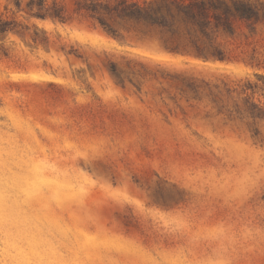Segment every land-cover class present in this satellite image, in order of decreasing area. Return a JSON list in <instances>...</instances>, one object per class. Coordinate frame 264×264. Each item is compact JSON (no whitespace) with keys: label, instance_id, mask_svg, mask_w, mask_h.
<instances>
[{"label":"rangeland","instance_id":"374dc122","mask_svg":"<svg viewBox=\"0 0 264 264\" xmlns=\"http://www.w3.org/2000/svg\"><path fill=\"white\" fill-rule=\"evenodd\" d=\"M248 1L258 16L217 36L237 60L203 62L0 0L51 39H0V264H264V0Z\"/></svg>","mask_w":264,"mask_h":264},{"label":"trees","instance_id":"16d2710c","mask_svg":"<svg viewBox=\"0 0 264 264\" xmlns=\"http://www.w3.org/2000/svg\"><path fill=\"white\" fill-rule=\"evenodd\" d=\"M70 9L65 0H9L16 12L28 17L50 19L53 22H71L73 14L90 19L107 34L128 43L129 36L155 39L159 47L172 55L192 57L203 62H232V55L217 36L231 35L232 18L242 20L257 17L258 11L248 0H72ZM9 33L23 37L30 35L34 43L51 44L46 30L18 22L13 15L0 16V39ZM77 58L82 55L71 49ZM237 60V59H236ZM110 73L119 77L118 66L108 59ZM161 65V64H159ZM163 74V73H162ZM163 76L169 85L183 91H197L194 80L181 73Z\"/></svg>","mask_w":264,"mask_h":264}]
</instances>
